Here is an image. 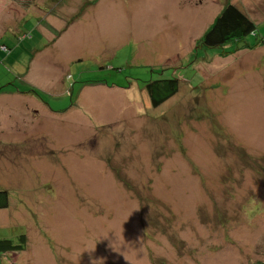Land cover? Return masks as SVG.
Returning <instances> with one entry per match:
<instances>
[{"label": "rangeland", "instance_id": "374dc122", "mask_svg": "<svg viewBox=\"0 0 264 264\" xmlns=\"http://www.w3.org/2000/svg\"><path fill=\"white\" fill-rule=\"evenodd\" d=\"M47 1L0 0V239L27 235L0 264L264 263V49L197 45L236 0ZM242 3L264 36V0ZM53 40L57 131L5 96ZM163 79L178 91L150 107Z\"/></svg>", "mask_w": 264, "mask_h": 264}, {"label": "trees", "instance_id": "16d2710c", "mask_svg": "<svg viewBox=\"0 0 264 264\" xmlns=\"http://www.w3.org/2000/svg\"><path fill=\"white\" fill-rule=\"evenodd\" d=\"M11 3H21L24 2V8L27 9L36 0H8ZM46 5L47 16L57 15V2L61 0H49ZM66 1V0H64ZM204 0H197L200 3ZM199 6H201L199 4ZM55 7V8H54ZM189 8V7H187ZM196 8V7H191ZM44 10V9H42ZM257 24L254 23L250 17H248L245 11L236 2L226 1L222 4V7L218 14L213 18V20L208 24L205 29L202 38L197 44L201 48L206 49H223L231 44H236L234 52H239L240 50H254V49H264V36L259 37V32L257 29ZM253 34L256 39L254 45L246 46L247 36ZM244 43V44H243ZM233 52V53H234ZM227 56L225 53L222 57ZM148 88V99L147 102L150 107L156 108L166 102L178 91V81L175 79H163L153 82L147 85ZM147 98V97H146ZM141 199V198H139ZM10 199L8 189H0V211L6 210L9 207ZM146 205V204H145ZM145 205L141 204V200L138 203L140 209L147 208ZM142 210V211H143ZM27 235L21 233L12 238L0 239V253H10L14 254L16 257V252H22L26 249ZM17 260V259H16ZM15 260L14 264L17 262ZM7 264H12L7 262ZM252 264H264L262 262L252 263Z\"/></svg>", "mask_w": 264, "mask_h": 264}, {"label": "crops", "instance_id": "0c3cea01", "mask_svg": "<svg viewBox=\"0 0 264 264\" xmlns=\"http://www.w3.org/2000/svg\"><path fill=\"white\" fill-rule=\"evenodd\" d=\"M209 1L212 2V0ZM215 1H219V0H215ZM235 2L239 6H241V8L245 11L248 17H252L250 15L251 13L242 3V0H236L234 1V3ZM191 7L192 6H189V8H185L183 10L185 12H191L197 9ZM54 42L55 43L53 48H54L55 56L47 57L44 55L42 56L41 54H37L35 58L32 57L31 58L32 62L30 66L28 68H25L22 72V78L28 75L30 81H28L25 84L26 80L21 78L19 85L24 86L25 84V88L23 89L12 88L11 92H8L7 94H5V96L7 97V99H9V102H7L6 105L8 106L10 112H12L13 108L17 105L20 99H22L23 101L32 102L33 106H31L30 108L25 107L24 105L21 107L20 111L22 112L23 116L24 117L31 116L33 118H38V121H36L38 124H41L43 126L48 125L50 128L56 129L57 131V42L56 41ZM260 50L263 49H258V51ZM243 51L240 50L239 52L238 51L234 52L230 56H232L233 54H239ZM43 57L46 58V61L43 59ZM22 64L24 63L21 60H15L12 62L14 68H18ZM14 74L15 71L12 70L11 76H14ZM16 96L17 98H19L18 101L13 99ZM47 98H49L50 100H48ZM51 108L53 110H51ZM31 122L33 121H29V122L20 121L16 116V125L13 127V129H15L17 132H20L23 130L22 124H30ZM27 141L28 138L25 139L17 138V139H13L12 143L19 144ZM0 187L6 188L5 185L3 184H0Z\"/></svg>", "mask_w": 264, "mask_h": 264}]
</instances>
